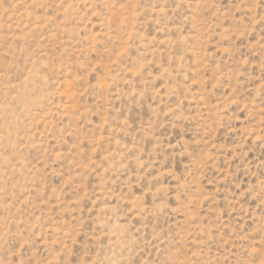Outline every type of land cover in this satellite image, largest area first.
<instances>
[{"label":"rangeland","instance_id":"374dc122","mask_svg":"<svg viewBox=\"0 0 264 264\" xmlns=\"http://www.w3.org/2000/svg\"><path fill=\"white\" fill-rule=\"evenodd\" d=\"M0 264H264V0H0Z\"/></svg>","mask_w":264,"mask_h":264}]
</instances>
